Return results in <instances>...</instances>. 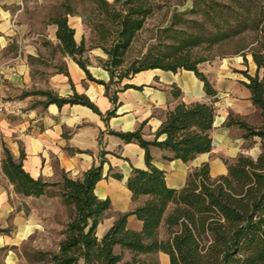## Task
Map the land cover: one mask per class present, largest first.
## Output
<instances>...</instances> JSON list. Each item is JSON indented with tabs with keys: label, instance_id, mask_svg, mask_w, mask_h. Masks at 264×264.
Instances as JSON below:
<instances>
[{
	"label": "trees",
	"instance_id": "1",
	"mask_svg": "<svg viewBox=\"0 0 264 264\" xmlns=\"http://www.w3.org/2000/svg\"><path fill=\"white\" fill-rule=\"evenodd\" d=\"M163 7L160 0H63L50 18L57 26L62 52L85 71L89 60L84 53L88 48L83 38L79 43L75 41L74 28L67 20L69 14L80 16L90 28L95 36L91 48L105 53L106 59L99 63L108 71L110 80L100 82L113 103L106 117L115 113L117 103L118 90H110V85L147 69L191 70L203 82L206 95L213 99L178 101L167 111L152 140L142 137L141 126L119 133L125 141H135L144 149L146 167L133 168L126 181L132 198L143 200L120 215L100 237L96 230L110 201L98 198L94 189L102 178L105 159L87 169L81 178L63 174L60 181L49 182L33 178L23 169V153L14 160L5 151L1 168L17 193L35 197L57 195L73 206V214L61 231L58 249L35 252L34 258L42 264H149L146 257L155 251L168 255L169 264H264V0H192L189 9L152 27V41L147 49L123 68L138 33ZM188 12L205 15L209 26L203 27L204 33L185 31L187 21L183 15ZM249 32L253 34L252 41L236 53L246 60L244 49H248L256 65L253 75L241 72L261 122L255 126L229 114L225 125L241 128L244 139L258 137L260 152L255 157L239 153L231 161L225 159L226 173L217 176H211L207 162L202 163L190 170L182 187H169L164 171L152 162L150 146L170 151L171 155L163 156L165 159L177 158L185 163L212 149L217 90L198 67L208 59L196 55L194 49L204 46L209 50ZM128 87L139 88L127 83L122 88ZM44 94L48 102L80 103L99 112L83 94L74 92L66 98ZM179 96L180 91L174 90V97ZM129 215L141 221L140 230L128 226Z\"/></svg>",
	"mask_w": 264,
	"mask_h": 264
},
{
	"label": "crops",
	"instance_id": "2",
	"mask_svg": "<svg viewBox=\"0 0 264 264\" xmlns=\"http://www.w3.org/2000/svg\"><path fill=\"white\" fill-rule=\"evenodd\" d=\"M61 2L0 0V67L5 74L0 98L9 108L0 114V264H22L18 254L21 245L45 231L39 215L55 213L41 211L37 204L62 206L57 195L35 197L17 193L1 168L5 151L14 160L23 153V169L31 177L49 182L60 181L63 174L81 178L87 169L105 159L102 178L94 189L98 198L110 201L96 230L100 237L120 215L143 200L132 198L126 181L133 168L146 167L144 149L135 141H125L119 133L141 126L142 137L152 140L167 111L178 101L213 99L206 95L203 82L191 70L147 69L110 85V90H118L117 103L115 113L106 117L113 103L100 81L109 82L110 75L98 61L106 55L100 48L87 47L90 28L80 16L70 14L67 20L74 28L75 41L79 43L83 38L88 48L84 53L89 60L87 71L62 52L57 26L50 20ZM239 57L232 63L200 69L217 90L212 149L185 163L177 158L165 159L163 156L171 155L170 151L150 146L152 162L164 171L169 187H182L190 170L202 163L207 162L211 176H217L226 173L225 159L231 161L239 153L250 154L252 146L242 137L244 131L236 125H225L229 114L249 122L254 112H259L243 84L247 79L241 72L253 75L249 68L255 73L256 65L252 60V67L247 68L242 64L243 57ZM126 83L139 88H122ZM176 89L180 91L178 98L174 97ZM45 92L64 98L74 92L83 94L99 112L80 103L48 102ZM252 139L256 152L250 155L255 157L260 152V139ZM127 224L134 230L141 229V221L134 215L128 216Z\"/></svg>",
	"mask_w": 264,
	"mask_h": 264
},
{
	"label": "rangeland",
	"instance_id": "3",
	"mask_svg": "<svg viewBox=\"0 0 264 264\" xmlns=\"http://www.w3.org/2000/svg\"><path fill=\"white\" fill-rule=\"evenodd\" d=\"M63 1V0H62ZM75 1V0H71ZM163 2L164 7L160 12H157L153 18L148 20L146 27L138 33L136 39L132 43L131 48L128 50L125 56V63L123 68H125L128 63L142 52L147 49L149 43H151L152 39V31L151 28L155 27L157 24L166 23L167 19L172 14H179L181 11L185 9H189L192 5V0H160ZM216 1H226V0H216ZM85 5H88L85 2ZM59 8V5L57 6ZM184 21H187L185 24V31L188 33H192L194 35H199L200 33H204L203 27L209 26L208 19L205 17L203 13H185L183 15ZM95 36L92 34L89 35V40L87 42V47L91 48L95 43ZM253 34L245 33L241 36H237L231 40H227L212 46L211 49L206 50L204 46H200L199 48H195L194 52L198 56H205L208 60L202 62L198 65L199 69H207L209 66L219 65V64H228V62L232 63L235 58L240 55L236 53L243 45L252 41ZM105 54V53H104ZM244 54L247 56V59H242V64L247 68L252 67V57L249 53L248 49H244ZM240 58V57H239ZM105 58H100L99 60H103ZM254 74L253 68H249ZM260 114L259 112H254V114L250 117L249 123L255 126L260 125ZM260 141V140H259ZM248 145L252 146L249 149V153L253 155L256 150H254L255 141L250 138L248 139ZM253 148V149H252ZM248 154V155H250ZM250 155V156H251ZM197 164V163H195ZM62 201V199H61ZM39 210H48L55 213L53 216H48L44 214H40L41 219L44 220L45 231H42L40 234H35L29 241L22 244L18 254L20 255L22 264H42V261H39L34 258V254L36 251H56L58 249V244L63 237L61 231L64 229L65 223L69 220L70 216L73 214V206L66 204L62 201V206L60 208L59 204H37ZM147 261L149 264H169L168 256L161 251H155L147 255Z\"/></svg>",
	"mask_w": 264,
	"mask_h": 264
},
{
	"label": "built area",
	"instance_id": "4",
	"mask_svg": "<svg viewBox=\"0 0 264 264\" xmlns=\"http://www.w3.org/2000/svg\"><path fill=\"white\" fill-rule=\"evenodd\" d=\"M5 78L4 70L0 67V85ZM9 111L8 105L0 98V114Z\"/></svg>",
	"mask_w": 264,
	"mask_h": 264
}]
</instances>
